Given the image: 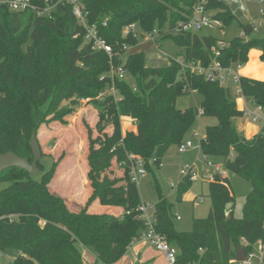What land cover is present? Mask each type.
Returning <instances> with one entry per match:
<instances>
[{"label": "trees", "instance_id": "trees-1", "mask_svg": "<svg viewBox=\"0 0 264 264\" xmlns=\"http://www.w3.org/2000/svg\"><path fill=\"white\" fill-rule=\"evenodd\" d=\"M80 1L88 12L89 23L99 24L100 34L114 46L115 52L123 53L124 44H139V39L122 35L123 27L134 22L144 31L159 28L162 39L170 37L183 48V60L200 61L205 66L215 58L212 47H218L223 39L201 31L164 32V28L172 29L190 18L195 0ZM208 1V11L222 20L223 29L234 22L245 29L226 0ZM247 34L248 40L239 35L226 40L228 45L216 57L224 66L233 62L245 65L253 48L261 52L264 61V36ZM84 37V29L70 4H59L52 18L35 16L31 11L12 12L0 5V153L13 151L32 161L30 138L52 107L53 101L41 107L30 97V114L20 112L19 95L23 91L18 76L24 73H39L38 86L42 90L80 88L81 97L90 98L89 102L100 110L98 127L111 121L115 125L114 132L105 134L99 147L90 145L88 177L92 191L85 204H73L50 189L57 162L45 172L40 161V173L34 177L17 167L0 173V185H4L0 188V251H16L12 264H85V247L99 263L117 262L127 253L133 238L145 229L140 218L142 200L138 185L120 162L126 160L128 152H134L145 158L147 169L152 156L159 163L171 144L184 141L198 119L199 108L202 116L217 119L216 124L206 128L202 155L222 158L226 170L242 175L252 184L244 215L234 216L236 198L229 178L217 174L215 181L210 182L212 209L208 217L195 218L190 232L178 231L169 212L171 206L162 199L155 204L156 227L178 248L180 264H232L243 238L249 241L245 246L247 252L258 240L264 243V131L247 138L239 130L236 121L243 117V111L238 108L232 89L207 80L204 74L183 71L178 59L167 66H147L145 53L140 51L129 53L125 63L135 86L127 80H117L122 98L115 101L109 95L105 100H97L109 84L100 79L101 75L109 70L112 60L118 63L120 59L110 58L103 50L90 53ZM240 84L247 99L264 106L263 80L242 77ZM191 91L199 92L202 100L198 106L183 111L177 100ZM68 111L63 110L61 115ZM122 117L134 119L136 131L123 133ZM89 140L92 141L91 136ZM113 159L119 161L117 168L125 176L124 184L98 183L96 174L108 168ZM191 182L183 178L179 192ZM95 201L123 211L91 212ZM69 203L78 208L71 209ZM12 215L15 217L11 220ZM42 221L46 223L42 225Z\"/></svg>", "mask_w": 264, "mask_h": 264}, {"label": "rangeland", "instance_id": "rangeland-1", "mask_svg": "<svg viewBox=\"0 0 264 264\" xmlns=\"http://www.w3.org/2000/svg\"><path fill=\"white\" fill-rule=\"evenodd\" d=\"M244 3L248 7L245 13L249 15L251 21L254 20L260 26L257 36L263 37L264 22L259 23L260 7L258 3L254 1ZM262 9L264 11V5ZM238 28V23L234 22L224 29V34L219 29H204L201 33H212L217 37L222 36L226 40H231L237 35ZM161 37L158 38L156 44L142 39L139 44L130 47L129 53L144 52L147 66H167L173 59H180L183 54V48L172 38L162 39ZM24 49L26 48L24 47ZM254 56L255 53L252 52L251 57ZM18 80L23 91V94L19 95V109L22 114L28 115L31 112L32 103L29 100L30 97H33L41 107H46L53 101L50 112L37 130V137L43 152L41 162L44 164L45 172L52 167L53 163L57 162L55 175L49 183L50 189L63 196L66 200L70 198V195H73L76 204H83L81 198L86 193L90 195L92 191L88 177L90 171V145L93 144L94 147H99L105 138V134H111V130L115 128L114 123L111 121L104 125L103 122V128H99L100 110L89 100L83 102L81 89L78 87H66L57 91L52 87L43 90L39 89V73L35 75L31 73L20 74ZM127 81L132 87L135 86V81L130 75L127 76ZM234 95L238 100L239 97L235 93ZM201 100L202 95L199 92L191 91L178 98L177 106L182 110H186L189 107L198 106ZM251 107L256 109L253 106ZM63 110L69 111L61 115ZM238 121V125L242 127V125L244 126L247 123L248 119L243 117ZM216 123V118L199 117L184 138V141L191 139L194 147L181 152L180 144H171L159 163L155 161L156 156L151 157L150 168L137 182L142 203L155 205L165 199L170 204L171 209L169 212L172 216L174 227L178 231L190 232L193 229L194 219L208 217L212 209V200L209 196L210 181L208 178L201 176L202 171L210 169L205 163V157L195 147L198 146L199 139L194 136V132L199 129L201 135L205 136L207 126ZM255 124L259 125L261 130L262 127L264 128V122L262 121ZM121 125L123 131L126 125L125 120L122 122V118ZM89 129H91L90 133ZM127 131H132V129ZM245 131L248 132L247 129ZM112 132H114V129ZM89 136H91L92 141L89 140ZM208 159L215 164V168H211V170H216V165H218L221 171L224 174L226 173L236 198L234 216L236 218L243 217L244 205L252 189L251 182L240 174L226 170L222 158L214 159L209 157ZM115 161L113 159L108 168L96 174L98 183L115 181L118 184H124L125 176L117 168L119 161ZM185 165H195L200 175L189 184L187 189L179 192V186L183 180L181 170ZM58 174L61 175L60 178H57ZM63 174L67 176H65L66 179L62 177ZM3 186L0 185V188ZM59 188H63L62 191H58ZM68 205L73 210L78 208L73 206L72 203ZM177 217H180V219H177ZM87 250L93 254L90 249L87 248ZM6 255L12 258L16 255V251L14 249L5 250L3 253L0 251L2 264H7L9 261ZM232 264L243 263L235 260ZM254 264H260L257 258H254Z\"/></svg>", "mask_w": 264, "mask_h": 264}, {"label": "built area", "instance_id": "built-area-1", "mask_svg": "<svg viewBox=\"0 0 264 264\" xmlns=\"http://www.w3.org/2000/svg\"><path fill=\"white\" fill-rule=\"evenodd\" d=\"M237 2V8L243 11L248 10L247 5L244 2L254 1L258 3L261 7L259 10V23H263V14L264 11L262 6L264 4V0H234ZM208 0H195L193 5V13L187 20L178 22L175 27L170 29L169 27L164 28V32H173V33H185V32H199L204 29H219L224 32L223 22L222 20L215 18L213 14H211L208 9ZM70 4L73 8V13L77 18L78 24L84 29V39L85 43L89 44V52L95 53L97 51H105L109 54L110 58L114 59L117 56L120 61L116 63L112 60L109 70L104 72L100 79L108 81V87L102 90L96 97L97 100H105L109 95L114 96L115 101H119L122 98V95L119 91V88L116 85L117 80H127V76L130 75L128 70L125 67V63L127 60V56L130 51L129 44L123 45L124 52H115L114 46L111 45L101 34H100V26L98 23H89L88 21V12H86L82 6L80 0H43L41 3H36L34 0H0V5H6L10 11L12 12H24L31 11L35 16L39 17H48L52 18L56 7L59 4ZM249 22L253 26V31L255 34H258L260 31V26L256 24V22ZM104 25L107 24V19H105ZM123 38H128L132 36L133 38L139 39V42L142 39H146L147 42L155 43L158 38L162 36V33L159 28H154L152 31H144L139 23H130L123 27L122 30ZM77 36V35H76ZM239 36L244 38L245 40L249 39L246 29H242ZM228 45V42L225 39L219 41L218 47H212V52L215 55L212 63L208 66L203 65L200 61L197 62H186L182 58L178 59L179 63L182 66V70L190 69L192 72L198 74H204L206 79L211 82H218L223 87H230L232 91L240 98L245 100L250 104L246 106L243 111V117H246L251 122H264V106L258 104L252 99H247L244 94L240 84V80L242 78L240 74V69L243 67L241 62H233L229 66H224L216 57L220 56L221 49L225 48ZM83 102L89 99L82 98ZM251 106L255 107L253 109ZM202 116V110L199 108L198 110V118ZM264 131V128L263 130ZM194 136L199 139L198 146H195L199 149L201 153V144L202 140L205 136L201 135L199 129H196L194 132ZM180 151L184 152L188 148H193L194 143L191 139H187L183 141L180 145ZM202 154V153H201ZM157 161V159L155 160ZM205 163L207 164V171H202L201 176L208 178L210 182L215 181L216 175L221 174L224 175V172L221 171L218 165H216V170H211V168H215V164L205 157ZM120 165L125 166L128 169V174L131 180L135 183L139 181L141 177H143L147 173V161L142 156L134 153L128 152L127 158L123 162H120ZM181 174L183 178H189L194 181L199 177V172L197 171L195 165H185ZM140 218L144 221L145 229L141 233L140 236L134 237L132 243H136L139 241H148L150 242L157 250L164 253L167 258L169 264H180L178 261V253L179 250L177 247L171 245L168 242L167 235L165 233L160 232L157 227V218L155 216V205L141 203L139 206ZM15 217L14 215L10 216V219ZM180 219V217H178ZM46 222L42 221L41 224L44 225ZM130 245V246H131ZM241 245L245 248V246L249 245V241L243 238L241 240ZM203 251V249H201ZM2 253L4 251H1ZM7 256V255H6ZM8 257V256H7ZM264 257V243L261 240H258L256 244L253 245L252 249L247 252L246 258L242 261L243 264H254V258H257L260 264H262ZM9 258V257H8ZM14 261V257L9 258L7 264H12ZM235 261V260H234ZM0 264L1 261H0ZM193 264H199L198 262H194Z\"/></svg>", "mask_w": 264, "mask_h": 264}, {"label": "crops", "instance_id": "crops-1", "mask_svg": "<svg viewBox=\"0 0 264 264\" xmlns=\"http://www.w3.org/2000/svg\"><path fill=\"white\" fill-rule=\"evenodd\" d=\"M259 7H261V6L259 5ZM249 10H250V8H249ZM245 15L250 20L249 15H247L246 13H245ZM263 18H264V15H263ZM209 30H212V29H209ZM241 31H242V29H240V27H239L237 35H239ZM223 34H224V32H223ZM220 38L225 39L222 36ZM252 52L255 53L254 57H251ZM240 74L242 77H249V78L264 81V61L261 59V52L258 49L253 48L252 50H250L249 60L240 69ZM237 104H238V108L240 110H243L246 106L250 107V104L248 102H245V100H243L240 97L237 100ZM183 111H185V110H183ZM242 118L243 117L238 118L237 121L241 120ZM124 120H125V125H126L125 129L123 130L124 133H126V131L128 129H132V131H136V123H135L134 119H132L131 117H122V122ZM237 121H236V124H237L239 130L241 132H243L247 138H252L254 135L262 132V130H263V127H262L263 124L261 126L262 127V130H261L259 125H256L254 122H251L249 119L244 126L242 125V127H240L238 125L239 121L238 122ZM127 125H129L130 128H128L129 126H127ZM246 129L248 130V132L245 131ZM112 130H111V133H113ZM60 176L61 175L58 174L57 178H60ZM65 176H66L65 174L62 175V177H64V179H66V177H67V176L66 177ZM224 176H227L226 173L224 174ZM68 177H69V174H68ZM62 189L63 188H59L58 191L59 190L62 191ZM88 197H89V195H88V193H86V195L81 198V201L83 202V204L86 203ZM67 199L70 202L75 201V198L73 197V195L72 196L70 195V198H67ZM90 211L95 212V213H102L105 211H109L111 213L116 212L115 214H121L123 210L120 207L103 206L98 201H95L92 204V206L90 207ZM177 219H178V217H177ZM82 255H83V260H84L85 264H102V263L97 262L94 253L92 254L85 247L82 248ZM111 264H169V263L167 261L166 256L164 255V253L157 250L150 242L139 241V242L133 243L129 247L127 253L121 259H119L117 262L111 263Z\"/></svg>", "mask_w": 264, "mask_h": 264}, {"label": "water", "instance_id": "water-1", "mask_svg": "<svg viewBox=\"0 0 264 264\" xmlns=\"http://www.w3.org/2000/svg\"><path fill=\"white\" fill-rule=\"evenodd\" d=\"M226 4L236 14L240 22L245 25V29L247 30V32H252L253 26L249 22L248 17L243 13V11L237 8V2H235L234 0H226ZM29 144L32 149L33 160L30 161L28 157L19 156L13 151L0 153V173L9 168L17 167L21 170L27 171L31 177L38 175L40 173L39 162L41 161L43 152L37 137V133L32 134ZM227 215L228 218H230L231 212L228 211ZM245 258V248L243 247V245H240L235 260L238 262H242L243 260H245Z\"/></svg>", "mask_w": 264, "mask_h": 264}]
</instances>
